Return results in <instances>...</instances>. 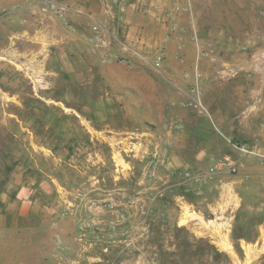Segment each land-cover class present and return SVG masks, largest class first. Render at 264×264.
I'll list each match as a JSON object with an SVG mask.
<instances>
[{"label":"rangeland","instance_id":"rangeland-1","mask_svg":"<svg viewBox=\"0 0 264 264\" xmlns=\"http://www.w3.org/2000/svg\"><path fill=\"white\" fill-rule=\"evenodd\" d=\"M40 1V25L74 28L107 68L50 73L35 13L12 56L23 25L0 17V192L31 183L77 227L55 252L43 232L2 234L0 264H264V158L232 146L264 154V0Z\"/></svg>","mask_w":264,"mask_h":264},{"label":"crops","instance_id":"crops-1","mask_svg":"<svg viewBox=\"0 0 264 264\" xmlns=\"http://www.w3.org/2000/svg\"><path fill=\"white\" fill-rule=\"evenodd\" d=\"M42 1L38 0L37 4L33 0H0V17L5 15L6 20L12 26L14 24L21 23L23 28L19 31L9 32L8 39L9 54L18 55L19 51L15 48V43L18 37L23 36L28 30L24 27L23 23H27L23 19L27 15L33 13L38 14L34 19V32L33 35L37 39L38 43L48 42L54 44L57 49L56 55L50 65L53 67L54 75L62 74L68 77L70 82H82L91 83L93 81V70L98 67L101 74L106 73L107 66L100 65L99 57L90 52L84 35L77 32L74 28L72 30L62 29L59 26H53L49 28L45 25H40L42 21L38 20L41 16H47L39 9V5ZM140 13L136 10H127L125 16V30L129 31V34L135 33L142 28V24L139 21ZM50 16V15H48ZM142 16V15H141ZM65 17H73L67 14ZM58 20L59 18H55ZM44 20V19H42ZM60 22V21H59ZM8 23V24H9ZM44 23V21H43ZM29 27V26H28ZM54 34V36H52ZM134 38V37H133ZM129 39V38H128ZM130 40V39H129ZM85 47V48H84ZM43 50L42 44L39 46V51ZM66 50V52H64ZM104 77V76H103ZM104 103V102H103ZM107 103V102H106ZM107 106L101 104L95 108H83L92 113L106 112ZM89 109V110H88ZM74 112V110H72ZM200 138H197V142L200 143ZM17 184V183H16ZM33 184H24L19 182L17 185L8 184L4 190L0 192V237L2 234H30L41 233L45 234L46 247L55 252L53 244V234L62 238L64 242H67V237L72 238L76 234L77 227H74L71 222H63L55 220V209L62 207V204L58 206L48 207L43 205L39 197L36 195L35 187ZM40 189L42 193L47 196L52 194V187L44 186L41 184ZM57 187L56 191H59ZM60 203V202H59ZM91 207V206H89ZM25 241V240H24ZM24 248V246H23Z\"/></svg>","mask_w":264,"mask_h":264},{"label":"built area","instance_id":"built-area-1","mask_svg":"<svg viewBox=\"0 0 264 264\" xmlns=\"http://www.w3.org/2000/svg\"><path fill=\"white\" fill-rule=\"evenodd\" d=\"M49 7L55 8V5L51 2ZM92 41H94L96 43H104L102 40V37L99 35V31L97 28H94V35L92 37ZM232 146L242 155L252 154V155L259 156L260 158H264V154L261 155L258 152L252 151L245 145L233 144ZM216 164L222 170H227V171H231V172H236L238 167H239V163L237 161L233 160L232 158H230L229 156H224V157L218 159ZM57 243H60L59 239L57 240Z\"/></svg>","mask_w":264,"mask_h":264}]
</instances>
